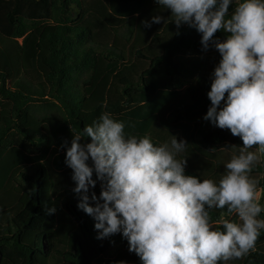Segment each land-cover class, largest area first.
Returning a JSON list of instances; mask_svg holds the SVG:
<instances>
[{"label":"trees","instance_id":"obj_1","mask_svg":"<svg viewBox=\"0 0 264 264\" xmlns=\"http://www.w3.org/2000/svg\"><path fill=\"white\" fill-rule=\"evenodd\" d=\"M156 14L167 18L171 10L154 0H0V264H141L121 234L97 239L95 220L77 207L60 147L106 112L127 134L156 143L166 138L159 126L180 133L188 145L177 158L201 180L225 174L221 148L236 146L238 154L243 146L203 119L219 52L202 51L200 34L187 25L145 28L142 21ZM216 36L225 39L222 31ZM47 104L59 118L35 114ZM250 176L263 205L264 165ZM231 215L210 212L212 222ZM219 264H264V230L255 250Z\"/></svg>","mask_w":264,"mask_h":264},{"label":"clouds","instance_id":"obj_2","mask_svg":"<svg viewBox=\"0 0 264 264\" xmlns=\"http://www.w3.org/2000/svg\"><path fill=\"white\" fill-rule=\"evenodd\" d=\"M155 2L171 16L153 15L142 21L145 28L187 25L200 34L202 51L219 52L203 119L230 130L243 146L226 162L218 182L201 180L186 173L187 159L177 158L186 151V140L171 135L161 144L150 135L127 134L125 124L106 112L82 131H72L70 144L65 140L60 146L72 169L77 207L95 220L97 239L121 234L141 264L241 259L255 250L264 230L259 181L250 176L264 155V0ZM218 31L225 39L216 36ZM253 146L256 150L250 151ZM217 208L238 219L212 222L210 212ZM46 210L57 212L55 206Z\"/></svg>","mask_w":264,"mask_h":264},{"label":"rangeland","instance_id":"obj_3","mask_svg":"<svg viewBox=\"0 0 264 264\" xmlns=\"http://www.w3.org/2000/svg\"><path fill=\"white\" fill-rule=\"evenodd\" d=\"M154 2H155V0H154ZM155 4H156V2H155ZM126 36H129L128 33L126 34ZM20 41H22V40H20ZM45 106H49V109L45 108ZM35 114L37 116H40L42 114H46V115H51V116L58 117V118L60 117V112H59L58 108L56 106L53 107L52 104H47V105H44L43 107L37 108V110L35 111ZM163 127L162 126L158 127V129L163 132V134L162 133L161 134L165 135V137H166L163 143L169 142L171 139V135H175L179 139H181L180 133L174 132L172 128H170L171 130L166 131V129H164ZM44 149H45V145H40L38 148L34 149V151L36 154H41L44 151ZM233 154H236V152H234L232 149H227L224 151L220 150L217 156H218L219 161L226 164V162H228L231 159V156ZM195 158H197V157L195 156ZM259 164L264 165V155L261 156V160H260ZM262 177H263V175H261L259 178H262ZM234 216H235V214H232L230 217H228V218L224 217V218L229 219L231 221V219ZM217 226H220V224L218 223ZM99 264H110V263H99ZM126 264H140V263L126 262Z\"/></svg>","mask_w":264,"mask_h":264},{"label":"built area","instance_id":"obj_4","mask_svg":"<svg viewBox=\"0 0 264 264\" xmlns=\"http://www.w3.org/2000/svg\"><path fill=\"white\" fill-rule=\"evenodd\" d=\"M259 194H260V200H261V198H262V191L261 192H259ZM263 205H264V201H263Z\"/></svg>","mask_w":264,"mask_h":264}]
</instances>
